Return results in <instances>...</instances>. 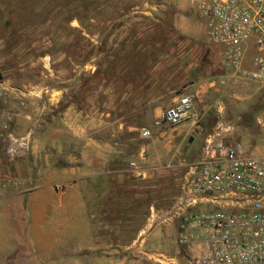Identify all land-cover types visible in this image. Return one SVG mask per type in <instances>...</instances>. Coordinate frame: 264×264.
<instances>
[{
    "label": "rangeland",
    "instance_id": "1",
    "mask_svg": "<svg viewBox=\"0 0 264 264\" xmlns=\"http://www.w3.org/2000/svg\"><path fill=\"white\" fill-rule=\"evenodd\" d=\"M187 25L191 34L182 31ZM205 34L188 0H0L3 60H12L16 67L24 54L33 62L32 77L44 82H50L42 80L46 73L60 72L59 86L67 88L65 102L71 100L78 78L81 108L92 102L93 112L110 113V126L98 133L120 139L116 166L131 181L117 190V199L108 200L113 230L91 234L99 238L91 239L84 230L89 222L73 221L62 231L51 218L36 223L25 217L0 225V264H171L167 259L173 258L184 263L171 210L184 195L187 166L196 161L205 136L218 124L234 126L232 142H240L250 154L264 155L263 94L256 83L235 77L225 67L220 79L194 89L190 118L169 128L156 124L158 114L182 91L143 103L138 96L105 95L101 87L111 82L121 86L122 62L131 83L139 78L145 84L158 78L163 82L184 56L179 40L206 45L221 58ZM192 49L196 60L199 49ZM136 50L141 57L134 56ZM195 118L197 126L187 129L185 124ZM143 130L150 136L143 137ZM78 227L80 231L70 230ZM145 237L149 248L138 249Z\"/></svg>",
    "mask_w": 264,
    "mask_h": 264
},
{
    "label": "crops",
    "instance_id": "2",
    "mask_svg": "<svg viewBox=\"0 0 264 264\" xmlns=\"http://www.w3.org/2000/svg\"><path fill=\"white\" fill-rule=\"evenodd\" d=\"M183 30L191 34L189 25ZM177 43L178 47H185L184 56L171 67L163 82L158 78L156 83L145 84L139 78L131 83L125 79L129 68L125 69L122 62L121 86L111 82L101 87L102 93L138 96L139 102L154 103L162 94L176 95L182 91L176 101L181 95L193 98L195 88L204 86L205 81L211 82L209 79H220L226 73L222 59L208 46L193 45L188 40ZM192 48L197 52L199 49L200 56L196 60ZM5 52L0 49V132L2 124L8 122L16 134L30 131L31 139L29 154L25 158L11 159L5 156L0 138V177H11L19 182L0 193V225L10 220L20 222L25 217L36 223L51 218L60 231L73 221L86 225L89 222L84 230H89L91 239L99 238L98 231H112L113 209L108 200L117 199V190L131 181L126 180L124 171L116 166L122 147L120 139L116 134L110 137L98 133L110 126L107 120L110 113L93 112L90 110L94 107L92 102L81 108L76 96L80 91L78 78L71 100L65 102L67 88L59 86L60 72L46 73L42 80L50 82L36 80L31 74L32 61L23 54L22 61L15 67L12 60H3ZM140 52L136 50L134 56L141 57ZM137 61L139 59L133 60ZM185 127H193L192 121ZM136 181L141 180H132ZM98 223L102 224L99 228ZM140 237L141 233L135 239ZM143 247H148L146 237L143 244L137 246L138 249Z\"/></svg>",
    "mask_w": 264,
    "mask_h": 264
},
{
    "label": "built area",
    "instance_id": "3",
    "mask_svg": "<svg viewBox=\"0 0 264 264\" xmlns=\"http://www.w3.org/2000/svg\"><path fill=\"white\" fill-rule=\"evenodd\" d=\"M188 3L203 23L208 43L220 49L224 66L235 77L256 83L264 97V0ZM192 102L189 95L179 96L159 112L156 124L181 125L190 118ZM192 123L197 126V119ZM233 133L234 126L218 124L187 166L184 195L171 210L184 263L167 259L171 264H264V155L250 154L240 142H232ZM142 135L149 137L150 132L143 130ZM0 138L5 156L29 154L30 131L16 134L4 122ZM129 166L135 168V163ZM18 184L0 177V193Z\"/></svg>",
    "mask_w": 264,
    "mask_h": 264
}]
</instances>
